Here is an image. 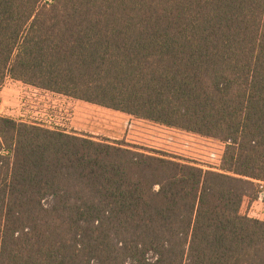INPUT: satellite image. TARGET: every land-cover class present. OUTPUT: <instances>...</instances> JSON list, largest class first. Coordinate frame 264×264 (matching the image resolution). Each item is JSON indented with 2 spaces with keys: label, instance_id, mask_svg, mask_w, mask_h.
Returning <instances> with one entry per match:
<instances>
[{
  "label": "trees",
  "instance_id": "trees-1",
  "mask_svg": "<svg viewBox=\"0 0 264 264\" xmlns=\"http://www.w3.org/2000/svg\"><path fill=\"white\" fill-rule=\"evenodd\" d=\"M8 78L227 142L221 170L0 115V264H264V0H0Z\"/></svg>",
  "mask_w": 264,
  "mask_h": 264
},
{
  "label": "rangeland",
  "instance_id": "rangeland-1",
  "mask_svg": "<svg viewBox=\"0 0 264 264\" xmlns=\"http://www.w3.org/2000/svg\"><path fill=\"white\" fill-rule=\"evenodd\" d=\"M5 87H16L18 92L7 96L3 91ZM26 88L27 84L24 82L8 78L0 87V115L69 133L126 141L194 161L206 170H221L220 158L227 144L222 138L176 128L183 132L181 133L172 130L174 127L136 117L131 113L55 92L35 93L32 87L28 90ZM261 190L264 191V187L258 186L257 196L250 202L247 200L249 208L246 212L250 217L264 220V192Z\"/></svg>",
  "mask_w": 264,
  "mask_h": 264
},
{
  "label": "crops",
  "instance_id": "crops-1",
  "mask_svg": "<svg viewBox=\"0 0 264 264\" xmlns=\"http://www.w3.org/2000/svg\"><path fill=\"white\" fill-rule=\"evenodd\" d=\"M12 81H14V80L12 79ZM15 81H17V82H21V81H18V80H15ZM25 84H26V83H25ZM15 86H16V84H15ZM29 87H32V88L34 89L35 93H37L38 91H46V93H54V92H51V91H48V90H44V89L37 88V87L32 86V85H29V84H27V88H26V90L30 89ZM5 89H6V90H5ZM5 89H4L3 91H5V94L7 93V96H8L9 94H12V93L18 92L17 89H16V87H11V88H9V89H7V88L5 87ZM169 129H170V128H169ZM171 129H172V128H171ZM172 130H176V128H175V129H172ZM176 131L183 133V132L180 131V130H176Z\"/></svg>",
  "mask_w": 264,
  "mask_h": 264
},
{
  "label": "built area",
  "instance_id": "built-area-1",
  "mask_svg": "<svg viewBox=\"0 0 264 264\" xmlns=\"http://www.w3.org/2000/svg\"><path fill=\"white\" fill-rule=\"evenodd\" d=\"M8 80V79H7ZM6 80V81H7ZM223 157V156H222ZM222 157L220 158V161L222 162ZM259 186L261 187V188H263L264 187V182H262V181H259ZM261 192H264L263 190H261Z\"/></svg>",
  "mask_w": 264,
  "mask_h": 264
}]
</instances>
